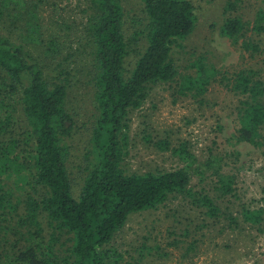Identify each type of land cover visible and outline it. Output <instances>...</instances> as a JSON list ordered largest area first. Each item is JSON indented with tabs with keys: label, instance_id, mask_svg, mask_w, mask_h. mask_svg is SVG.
<instances>
[{
	"label": "trees",
	"instance_id": "obj_1",
	"mask_svg": "<svg viewBox=\"0 0 264 264\" xmlns=\"http://www.w3.org/2000/svg\"><path fill=\"white\" fill-rule=\"evenodd\" d=\"M87 1L86 21L75 32L71 26L55 23L57 28L50 30L43 24L48 0H0V264H123V254L112 243L129 218L180 199L199 214L183 234H193L194 224V234L213 226L225 232L260 229L264 209L243 206L235 216L217 203L236 192V178L222 166L213 174L216 199L210 190L192 187L193 173L203 172L194 170L195 155L185 144L156 143L185 163L177 169L138 174L124 168L131 114L143 107L154 86L176 85L179 95L203 101L218 80L219 72L205 59L184 74L174 59L176 48L196 28L193 2L141 0L143 19L133 18L130 33L121 0ZM239 2L227 1L221 34L255 59L264 54V10L246 20ZM71 37L80 46L86 41L97 111L90 140L94 159L78 184L68 168L67 140L77 128L68 108L73 87L69 60L80 49L68 51ZM224 80L242 98L239 140L259 146L264 133L261 70L245 68ZM17 105L27 124L19 136ZM17 188L22 196L15 201Z\"/></svg>",
	"mask_w": 264,
	"mask_h": 264
},
{
	"label": "rangeland",
	"instance_id": "obj_2",
	"mask_svg": "<svg viewBox=\"0 0 264 264\" xmlns=\"http://www.w3.org/2000/svg\"><path fill=\"white\" fill-rule=\"evenodd\" d=\"M191 1L197 15L196 28L182 43V48H176L174 59L183 74L194 62L205 59L219 72L218 80L210 86L203 101L179 95L176 85L154 86L143 107L131 114L129 154L124 168L128 173L138 174L177 169L185 163L170 151H160L156 143L166 140L173 147L185 144L195 155L194 170L197 168L203 172V176L193 173L192 187L195 190H210L216 199L217 195L212 191L213 174L222 166L224 173L236 178L235 194L229 198H217L222 209L235 216L243 206L264 209V133L259 146L239 140L237 108L242 98L232 92L224 80L249 67L260 69L264 79V54L254 59L222 36L221 26L228 0ZM87 2L48 0L43 8V24L50 30L57 28L55 23L63 25L64 29L71 26L78 32V25L87 18ZM121 4L127 26L133 33V18L143 19L142 2L121 0ZM238 5L240 14L251 21L259 10H264V0H241ZM43 34L49 38L50 31ZM75 39L66 40L67 48L73 47L68 50L71 53L80 48L69 60L73 87L68 108L77 128L67 145L71 153L68 168L74 183L78 184L81 173L94 159L90 140L97 111L89 76L88 47H83L86 41L80 46ZM28 50L33 52L32 47ZM16 109L15 134L19 136L24 129L27 130V124L19 105ZM206 164H211L214 169H208ZM20 192L18 188L15 190V201L21 198ZM198 216L187 202L181 199L170 201L160 209L132 215L112 245L123 254V264H264V223L260 229L246 226L235 232H225L222 226H213L197 234H194V224L193 234H183L189 220L196 221ZM42 226L47 235V222L43 221ZM9 238L14 241L12 235Z\"/></svg>",
	"mask_w": 264,
	"mask_h": 264
}]
</instances>
